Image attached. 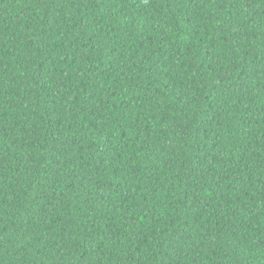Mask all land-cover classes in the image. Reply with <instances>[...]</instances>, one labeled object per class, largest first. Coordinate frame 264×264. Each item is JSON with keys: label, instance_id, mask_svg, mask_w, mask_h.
<instances>
[{"label": "trees", "instance_id": "16d2710c", "mask_svg": "<svg viewBox=\"0 0 264 264\" xmlns=\"http://www.w3.org/2000/svg\"><path fill=\"white\" fill-rule=\"evenodd\" d=\"M0 264H264V0H0Z\"/></svg>", "mask_w": 264, "mask_h": 264}]
</instances>
